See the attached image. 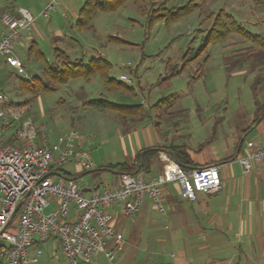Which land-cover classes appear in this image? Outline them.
I'll return each mask as SVG.
<instances>
[{"label": "rangeland", "instance_id": "obj_1", "mask_svg": "<svg viewBox=\"0 0 264 264\" xmlns=\"http://www.w3.org/2000/svg\"><path fill=\"white\" fill-rule=\"evenodd\" d=\"M84 2L57 0L55 9L65 11L68 21L59 19L61 38L56 44L71 61L107 60L106 72L114 86L108 88L101 74L95 73L89 79L72 77L53 91L33 94L27 90L22 80L26 74H40L45 60L54 61L56 25L51 24L47 28L50 36L38 40L37 49L43 56L28 54L24 47L17 54L24 69L0 65V88L8 99H32V104L13 105L25 111L24 117L46 127L49 139L74 128L97 167L127 161L139 139L157 132L166 141L196 148L208 142L219 148L221 140L233 132L234 114L252 109L255 96L263 99L264 48L256 46L264 41V0H111L112 8L95 12L89 25L80 28L77 15ZM152 4L161 6L163 15L149 21L147 11ZM190 6L175 18L170 13ZM219 17L229 28L220 38L211 30ZM46 20L36 21L41 27ZM239 58L241 63L228 68ZM253 74L261 76L256 84ZM99 98L141 105L142 114L130 129L125 126L132 122L112 110L82 107L89 99ZM111 174L90 171L78 183L88 179L104 182ZM180 211L173 206L160 213L148 206L139 218L124 215L122 248L114 249L112 261L97 252L89 264H264V254H232L222 247L214 250L205 244L201 231L180 226ZM202 230L215 232L214 227ZM48 253L44 248L39 264L42 258L58 263L57 259L50 262Z\"/></svg>", "mask_w": 264, "mask_h": 264}, {"label": "built area", "instance_id": "obj_2", "mask_svg": "<svg viewBox=\"0 0 264 264\" xmlns=\"http://www.w3.org/2000/svg\"><path fill=\"white\" fill-rule=\"evenodd\" d=\"M56 3L47 0L41 14L48 16ZM0 22L4 28L0 34V64L19 67L14 44L34 23V16L19 7L14 12L2 11ZM30 78L26 75L24 79ZM5 102L0 90V264L36 263L42 250L32 252L30 246L49 236L57 239L64 264H86L97 252L112 261L114 249L120 250L124 240L112 223L110 208L120 206L124 214L133 215L147 196L153 208L164 213V187L170 182L178 185L180 197L188 201L196 200L199 192L212 193L221 188V164L183 167L160 152L164 165L158 176L146 178L140 172L122 171L116 185L106 184L86 195L75 179L60 173L69 160L83 169L95 166L89 152L76 146L77 132L70 129L59 134L54 147L37 144L34 139L38 136L48 138L46 127L36 125L24 117L25 111ZM11 124H16L13 137L24 141L22 145L4 139V129ZM238 160L245 172L263 163L264 142L246 141L245 152ZM52 201L55 207L45 212ZM71 209L76 211L73 220L69 219ZM109 242L113 247L107 245Z\"/></svg>", "mask_w": 264, "mask_h": 264}, {"label": "crops", "instance_id": "obj_3", "mask_svg": "<svg viewBox=\"0 0 264 264\" xmlns=\"http://www.w3.org/2000/svg\"><path fill=\"white\" fill-rule=\"evenodd\" d=\"M46 2L47 0H0V13L4 10H12L14 12L16 8L22 7L30 11L34 16V23L28 30L22 31L20 38L14 44V52L16 56L19 50L24 47H27L29 52L28 54L35 52L43 56L42 51L37 49L38 40L40 38L50 36L47 34V28L51 24L56 25L54 32L52 33L53 42H55L54 48H60L63 50V48L57 46L56 44L57 40L61 38V26H58V21L61 18H63V23L68 21L67 14L65 11L60 12V10L57 8L50 12L48 16H43L41 11ZM42 17L47 19L46 26L42 24L40 27V23H37L36 20ZM3 31L4 28L0 22V34H2ZM20 63L21 64L19 67L24 69V61L20 60ZM2 64L6 63L2 62L0 65ZM26 75H28V73ZM255 77L256 76L253 74V79H255ZM262 79H264L263 76ZM0 90L4 93L1 88ZM262 97L263 99L260 100V102L264 103V96ZM24 99L27 98L24 97ZM253 101L254 106L252 109L247 110L243 108L240 109L237 114H234V121L231 123L233 132L230 134V136H227L221 140L220 144L217 145L220 146L219 148H215V146H212L208 142H202L198 145V148H196L186 144V142L176 143L172 141H166V136L162 137L160 133L157 132L152 136L144 137L142 141L139 139L136 148L133 149L132 153L128 156L127 161L117 163L106 162L100 167H97L94 163L95 166L93 168L83 169L73 160H69L60 168V173L64 177L75 179L78 183V180H80L79 178L90 171L96 170L111 172L112 174L109 177H105L106 179L104 182H100L96 179H88L82 185L78 183L83 192L86 195H90L95 190L100 189L103 185L107 184L114 186L118 183V176L122 171L118 168H114V165L126 163L128 166L134 167L131 172L135 170L138 172V168L136 167L138 159L137 155L139 154L142 156V150L150 147L165 148V146L169 144H184L186 146V152L193 163L191 167L205 166L214 163L221 164V188L212 193L199 192L197 194L196 200L184 201L180 197V194L178 195L177 193L179 192L178 185L175 182H170L164 187L163 204L165 207L168 209L169 207L172 208L173 206H177V208L181 210L177 215L180 226L186 228V230L189 231L193 229L198 232L201 231V236H203L206 240L205 244L210 245L214 250H218V247H222L223 250L225 249L226 252L232 254L237 252L243 253L245 255L264 254V162L254 164L250 171L245 172L238 160V158L245 152L246 141L255 140L264 142V104H255V99H253ZM5 104H10L13 107H17L13 104H32V99L28 98L24 101H18L8 99L6 97ZM258 106L262 107V109L257 110ZM75 107L77 106L75 105L74 108ZM82 107L86 108L88 106L83 105ZM134 124L135 122L125 127L132 129ZM15 129L16 124H11L10 126L6 127L4 129L3 137L5 140L13 141L18 145H22L24 141L15 140L13 137V132ZM70 129H65L61 133ZM76 135V146L83 149V139H80L78 134ZM241 138H243V141L240 148L238 149L237 146ZM34 142L37 144H47L50 147H54L57 143V138H47L46 140H43L40 136H38L34 139ZM89 155L91 158L90 152ZM148 162L149 170H141L140 173H142L146 178L158 176L161 173L164 165V160H162L161 153L158 152L155 155L150 156ZM139 165H142V161L139 162ZM152 168L154 169L153 173ZM148 206L153 207L151 200L145 196L141 208L133 215H137V218L143 216ZM54 207L55 202L52 201L44 210H47L46 212H48ZM109 211L112 215V223L116 231L122 236V219L126 214L121 211L120 206H114L113 208H110ZM75 217L76 211L71 209L69 219L73 220ZM15 221L16 220L14 217L13 223L11 225L12 228L15 226ZM202 222H204L205 225H202ZM204 226H206V229H211L214 227L215 232H203L202 229ZM107 245L110 248L113 247L112 242H109ZM36 248H40L42 253L39 255L36 263L34 264H39L41 256L44 252V248L46 251H49L48 254L50 262H52L53 259H57V264H64V258L59 249V243L54 236H49L44 241H35L30 246V250L33 252ZM180 259L181 257H178V261ZM42 261V264L46 263L45 258H42ZM90 261L86 264H89Z\"/></svg>", "mask_w": 264, "mask_h": 264}, {"label": "trees", "instance_id": "obj_4", "mask_svg": "<svg viewBox=\"0 0 264 264\" xmlns=\"http://www.w3.org/2000/svg\"><path fill=\"white\" fill-rule=\"evenodd\" d=\"M111 0H85L84 4L80 8L78 12L77 26L82 28L89 25L91 17L95 12L99 10H106L112 8L113 5L110 3ZM122 0H118L120 2ZM152 4V8L147 11V17L149 21L156 19L157 17L163 15L160 13L161 6L154 7ZM190 7H182L177 10V12L171 11V15L174 18L178 15L185 14ZM211 30L214 31L217 37H225L228 33L229 28L226 27L221 17L216 18L213 21V25ZM252 41V39H249ZM264 48V41H260L257 44L258 49L259 46ZM46 64L42 69L40 74L33 75L30 80L22 79L25 82V88L33 94H38L40 92L53 91L56 88V85L59 83H66L72 77H83L84 79H89L93 74L100 73L104 84L108 88L114 86L113 78L107 75V68L109 63L107 60L102 59L100 57L91 58L88 62H82L81 60L71 61L68 58L66 52L60 48H55L54 50V61L48 62L45 60ZM242 60L239 58L236 60L235 64L228 65V68H232V66L241 63ZM261 80V76H256L254 79V84L258 83ZM120 83V81H118ZM255 88V87H254ZM255 90V89H254ZM255 104H264L261 103L257 96H255ZM84 106H88L98 110H112L116 112L121 119L128 120L130 122H135L141 116V105L138 104H118L111 102L104 98L99 99H89L83 104ZM262 107L257 108V110H261ZM264 112V111H263ZM165 148L170 149L176 158L183 164V167H191L193 165L188 153L186 152V146L184 144H169L165 146ZM158 151H151L140 156L137 155V164L138 172L149 170V162L148 159L150 156L155 155ZM142 161V165H139V162ZM114 168H118L121 171L131 172L134 167L128 166L126 163L116 164L113 166Z\"/></svg>", "mask_w": 264, "mask_h": 264}, {"label": "water", "instance_id": "obj_5", "mask_svg": "<svg viewBox=\"0 0 264 264\" xmlns=\"http://www.w3.org/2000/svg\"><path fill=\"white\" fill-rule=\"evenodd\" d=\"M243 141V138H241L239 140V143H238V149L240 148L241 146V143ZM148 151H158V152H163L165 153L172 161H174L175 163L179 164L180 166H183V164L176 158V156L174 155V153L168 149V148H163V147H150V148H146L144 150L141 151V155H143L145 152H148ZM137 170L133 171L132 173H136ZM21 202L18 203L17 205V208L20 206Z\"/></svg>", "mask_w": 264, "mask_h": 264}]
</instances>
